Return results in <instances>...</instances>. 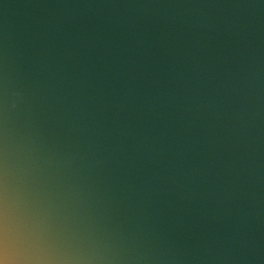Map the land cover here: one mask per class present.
I'll return each mask as SVG.
<instances>
[{"label":"water","instance_id":"water-1","mask_svg":"<svg viewBox=\"0 0 264 264\" xmlns=\"http://www.w3.org/2000/svg\"><path fill=\"white\" fill-rule=\"evenodd\" d=\"M0 264H264V0H0Z\"/></svg>","mask_w":264,"mask_h":264}]
</instances>
